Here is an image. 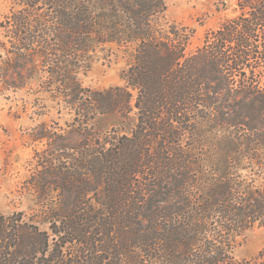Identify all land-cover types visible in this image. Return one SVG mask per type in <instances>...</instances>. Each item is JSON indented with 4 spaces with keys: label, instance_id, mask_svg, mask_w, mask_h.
I'll use <instances>...</instances> for the list:
<instances>
[{
    "label": "trees",
    "instance_id": "1",
    "mask_svg": "<svg viewBox=\"0 0 264 264\" xmlns=\"http://www.w3.org/2000/svg\"><path fill=\"white\" fill-rule=\"evenodd\" d=\"M14 3L7 69L42 74L78 140L61 156L71 167L43 165L39 189L58 192L49 231L0 214V264H264V251L233 255L264 228V0H236L191 53L190 35L159 23L164 0ZM109 46L128 57L123 86L90 92L78 77Z\"/></svg>",
    "mask_w": 264,
    "mask_h": 264
},
{
    "label": "rangeland",
    "instance_id": "2",
    "mask_svg": "<svg viewBox=\"0 0 264 264\" xmlns=\"http://www.w3.org/2000/svg\"><path fill=\"white\" fill-rule=\"evenodd\" d=\"M235 1L164 0L166 11L159 23L175 26L190 35L187 52L191 53L201 46L204 35L238 15ZM19 10L14 0H0V46L10 45L4 21L11 12ZM7 57L0 48L1 69H7ZM127 63L128 57L123 51L109 46L98 52L89 70L78 79L90 92L122 87L121 74ZM19 65L27 64L20 61ZM8 68L4 76L0 72V214L5 217L21 214L22 222L35 225L40 231H49L45 220L50 209L56 207L58 192L44 193L39 189L45 177L43 165L57 167L56 173L64 164L71 167L72 161L61 156L73 153L71 147L78 140L74 132L78 124L68 107L54 102L41 88L42 74L21 83L19 76ZM24 74L22 70L21 76ZM17 85L20 88H14ZM112 120L98 121V125ZM135 123L133 110L121 129L130 134ZM261 251H264V228H253L237 240L233 255L236 260H248L256 258Z\"/></svg>",
    "mask_w": 264,
    "mask_h": 264
}]
</instances>
